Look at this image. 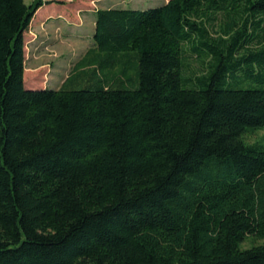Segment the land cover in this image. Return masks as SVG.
<instances>
[{
	"label": "trees",
	"instance_id": "1",
	"mask_svg": "<svg viewBox=\"0 0 264 264\" xmlns=\"http://www.w3.org/2000/svg\"><path fill=\"white\" fill-rule=\"evenodd\" d=\"M43 5L0 0V264H264V0L97 9L95 66L30 89Z\"/></svg>",
	"mask_w": 264,
	"mask_h": 264
},
{
	"label": "rangeland",
	"instance_id": "2",
	"mask_svg": "<svg viewBox=\"0 0 264 264\" xmlns=\"http://www.w3.org/2000/svg\"><path fill=\"white\" fill-rule=\"evenodd\" d=\"M34 0H24L30 4ZM45 7L37 10L35 20L25 33L26 69L24 79L28 83L44 86H59L69 82L76 73L89 71L95 66L90 64L91 56L88 54L94 45L92 36V10L108 7L145 9L163 4L168 0H41ZM40 9V8H39ZM53 21L58 22H49ZM83 20L84 27H76V21ZM220 20L213 26L212 35H217ZM188 48V47H186ZM34 58L33 62L30 59ZM193 59V58H190ZM199 64L195 60L190 62V70H198ZM111 77L117 74L100 70L99 74ZM33 78V80H31ZM71 83V84H70ZM248 143L264 139V128L244 135ZM260 243L257 239L247 237L241 244L242 248Z\"/></svg>",
	"mask_w": 264,
	"mask_h": 264
},
{
	"label": "crops",
	"instance_id": "3",
	"mask_svg": "<svg viewBox=\"0 0 264 264\" xmlns=\"http://www.w3.org/2000/svg\"><path fill=\"white\" fill-rule=\"evenodd\" d=\"M43 6L45 7V5H43ZM43 6H42V7H43ZM38 10H42L41 7H40V9H38ZM96 10H97V9L92 10V13H91V18H92V29H93L92 36H91L92 38H93V36H94V31H95V11H96ZM36 14H37V11H36V13H35V15H34L32 21H31V24H32L33 20H35ZM49 22H58V21H53L52 19H50ZM75 23H76V27H77V28H78V27H79L80 29L84 28V27H81V26H84V25H83V20H82V19H78ZM31 24H30V25H31ZM92 44H93V42H92ZM34 60H35L34 58H31V59H30V62H33ZM25 65H26V58H25ZM25 69H26V67H24V72H25ZM31 80H33V78H32ZM24 85H25L27 88H30V89H38V88H54V89H56V88H59V86H44V87H42V86H40V85L37 87V85H35V83H34V84L28 83L27 80H25V79H24Z\"/></svg>",
	"mask_w": 264,
	"mask_h": 264
}]
</instances>
